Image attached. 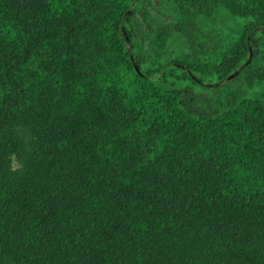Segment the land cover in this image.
<instances>
[{"label": "trees", "instance_id": "1", "mask_svg": "<svg viewBox=\"0 0 264 264\" xmlns=\"http://www.w3.org/2000/svg\"><path fill=\"white\" fill-rule=\"evenodd\" d=\"M131 1L0 0V264H264V0Z\"/></svg>", "mask_w": 264, "mask_h": 264}, {"label": "water", "instance_id": "2", "mask_svg": "<svg viewBox=\"0 0 264 264\" xmlns=\"http://www.w3.org/2000/svg\"><path fill=\"white\" fill-rule=\"evenodd\" d=\"M135 1L136 0H132L131 1L129 7L125 10V13H127L129 11L130 7L135 4ZM252 30L253 31H261V30H264V27H254ZM118 35L123 39V41L125 43V46H126V49L129 51L127 37L125 35V32L123 31L122 24H119V27H118ZM253 51H254V49L252 47L247 46L246 57H245L243 63L239 67H237L236 69H234L233 71H231L229 74H227L226 76H224L220 81L212 82V83H207L205 85L210 86V85L220 84V83H224L227 80H229L242 66H244L245 64H247V62L249 61V59H250ZM134 70H135L136 73H138V70L136 68ZM145 78H147V77H145Z\"/></svg>", "mask_w": 264, "mask_h": 264}, {"label": "rangeland", "instance_id": "3", "mask_svg": "<svg viewBox=\"0 0 264 264\" xmlns=\"http://www.w3.org/2000/svg\"><path fill=\"white\" fill-rule=\"evenodd\" d=\"M150 12H152V11H150ZM231 19H232V18H231ZM221 21H222L223 23H225V22H226V21H225V20H223V19H222Z\"/></svg>", "mask_w": 264, "mask_h": 264}]
</instances>
